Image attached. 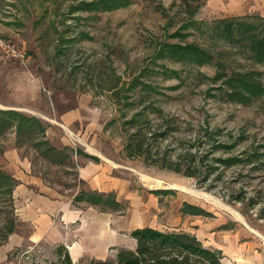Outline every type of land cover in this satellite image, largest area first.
Here are the masks:
<instances>
[{
    "label": "rangeland",
    "instance_id": "374dc122",
    "mask_svg": "<svg viewBox=\"0 0 264 264\" xmlns=\"http://www.w3.org/2000/svg\"><path fill=\"white\" fill-rule=\"evenodd\" d=\"M87 1L0 0V109L39 118L57 148L101 155L110 174L124 180L119 211L140 196L139 206L163 231L180 229V213L188 218L185 228L203 219L264 243V166L243 160L251 145L264 144V95L241 103L224 93V81L236 73L253 72L264 87V61L214 31L219 20L240 12L263 25L264 0H131L92 11L82 7ZM172 44L194 45L209 57L201 64L174 60L166 50ZM63 112L71 114L69 123L60 120ZM138 112L149 132H167L147 140L144 155L131 157L124 145L140 124L128 122ZM186 153L195 154L192 163ZM73 156L51 164L13 128L0 134V170L13 176L15 159L26 160L54 194L83 187ZM233 156L242 160L220 162ZM165 162L184 170L191 163L195 175ZM17 199L0 191V264L55 261V247L39 243L25 253L27 244L16 247V237L10 238L11 223L20 230ZM184 203L206 214L183 213Z\"/></svg>",
    "mask_w": 264,
    "mask_h": 264
},
{
    "label": "crops",
    "instance_id": "0c3cea01",
    "mask_svg": "<svg viewBox=\"0 0 264 264\" xmlns=\"http://www.w3.org/2000/svg\"><path fill=\"white\" fill-rule=\"evenodd\" d=\"M70 115L61 113L60 120L69 123ZM71 155L77 160V177L83 184L71 195H67V189L64 193L57 189L55 194L52 193L40 177L30 173V164L26 160L15 159L13 177L16 183L12 194L18 198L16 211L19 210L20 230L17 232L15 228L10 238L16 237V247L26 243L24 252L27 253L39 243L55 248L62 245L72 263L79 264L88 259L116 264L119 249L136 247V239L130 234L132 230L150 226L163 231L150 222V213L139 206L142 203L140 196L138 203L126 211L102 209L86 200H76L75 195L87 191L110 193L116 202L123 204L124 180L110 174L111 168L98 153L74 149ZM9 171H12L10 167ZM182 221L187 223L188 218L179 213L176 224L180 229L174 230L192 234L204 247L217 251L222 264H264V243L260 239H247L233 229H216L214 223H205L203 219L195 223V229L183 227Z\"/></svg>",
    "mask_w": 264,
    "mask_h": 264
},
{
    "label": "trees",
    "instance_id": "16d2710c",
    "mask_svg": "<svg viewBox=\"0 0 264 264\" xmlns=\"http://www.w3.org/2000/svg\"><path fill=\"white\" fill-rule=\"evenodd\" d=\"M130 1L92 0L83 3L82 7L84 10L92 11L98 8L97 4H100L102 9L112 10L125 6ZM251 18L253 17L248 15L221 19L214 27V31L218 32L219 36L229 44L250 52L257 62H263L264 24L254 25L247 20ZM166 50L171 58L178 61L192 60L201 64L206 57H209L205 50L194 45L172 44ZM160 54L164 55V51H161ZM229 78L224 81L229 91H224V93L227 99L231 101L247 103L264 95V87L261 82L254 79L253 72L236 73ZM140 116L141 113L138 112L128 121L131 124L140 123L137 130L130 134L124 145L126 154L131 157L133 155H144L148 151L147 140H154L157 136H164L167 132V129L149 132L146 128L147 125L141 124L142 119ZM9 128L14 129L18 139L31 142L34 149L39 151L44 159L51 164L62 165L65 164V160H71V153L74 150L71 149L70 153L66 151L70 149L67 146L59 149L52 145L45 138V124L36 116L25 115L16 110L0 109V134ZM215 132L217 130L209 133V136ZM249 148L250 151H245L246 156L243 160L253 163L256 166L255 168L264 166V144L259 145V147L251 145ZM182 157H185L191 163L195 160L194 153H186ZM240 160H242L240 157L233 156L221 159L220 162L231 165L240 162ZM191 163L185 170L177 162H165L164 166L186 176H194L196 169L194 170L193 167L190 170ZM15 183L16 181L12 175L0 170V191L12 196ZM75 199L79 201L86 200L88 203L98 205L102 209L119 210L121 206L110 193L81 191L75 196ZM181 211L195 215L206 214L203 209L185 203ZM262 211L264 213V207L261 209ZM263 216L264 214H261V217ZM14 226V223H11L7 233H12ZM130 234L136 239V247L134 249H119L115 257L116 264H222L221 256L217 251L204 247L194 235L183 231H161L150 226H143L132 230ZM55 255L56 260L49 264H76L72 263L66 248L62 245L56 247ZM95 264H106V261H98Z\"/></svg>",
    "mask_w": 264,
    "mask_h": 264
},
{
    "label": "bare ground",
    "instance_id": "6f19581e",
    "mask_svg": "<svg viewBox=\"0 0 264 264\" xmlns=\"http://www.w3.org/2000/svg\"><path fill=\"white\" fill-rule=\"evenodd\" d=\"M142 180L144 181V182H150V180H151V178H149V177H147V176H142ZM192 192V191H191Z\"/></svg>",
    "mask_w": 264,
    "mask_h": 264
}]
</instances>
